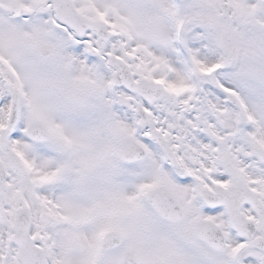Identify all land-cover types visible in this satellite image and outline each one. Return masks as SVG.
I'll use <instances>...</instances> for the list:
<instances>
[{"label": "snow or ice", "instance_id": "obj_1", "mask_svg": "<svg viewBox=\"0 0 264 264\" xmlns=\"http://www.w3.org/2000/svg\"><path fill=\"white\" fill-rule=\"evenodd\" d=\"M0 264H264V0H0Z\"/></svg>", "mask_w": 264, "mask_h": 264}]
</instances>
